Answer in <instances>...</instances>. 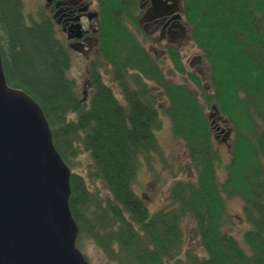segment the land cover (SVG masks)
<instances>
[{
  "label": "trees",
  "instance_id": "1",
  "mask_svg": "<svg viewBox=\"0 0 264 264\" xmlns=\"http://www.w3.org/2000/svg\"><path fill=\"white\" fill-rule=\"evenodd\" d=\"M182 1L193 37L210 64L212 99L236 129L226 167L230 176L221 185L214 166L220 155L205 116L185 87L169 85L172 103L166 112L174 134L185 141L196 178L176 181L171 202L155 213L135 194L141 160L158 150L154 129L159 121L148 89L137 92L129 82L136 83L140 73L149 80L160 76L110 9L104 60L113 68L124 103L97 71L91 74L89 98L78 96L64 77L67 59L52 43L51 22L26 26L19 0H0L6 79L40 104L54 145L71 170L69 206L79 228V249L78 241L88 238L113 264H264V0ZM33 64L43 73L32 75ZM129 68L140 73L131 75ZM84 152L91 162L82 175L75 168ZM225 186L243 201L247 250L222 229L227 220L219 193L226 192ZM185 218L194 223L191 235L203 255L183 248Z\"/></svg>",
  "mask_w": 264,
  "mask_h": 264
},
{
  "label": "rangeland",
  "instance_id": "2",
  "mask_svg": "<svg viewBox=\"0 0 264 264\" xmlns=\"http://www.w3.org/2000/svg\"><path fill=\"white\" fill-rule=\"evenodd\" d=\"M99 1L102 9L106 11L110 9L114 13L113 17L120 19V22H117L118 25L121 23V27H125L123 31L134 40L136 46L145 54L146 62L149 60L155 64L161 76L160 78L155 77L149 80L146 77L144 78L137 68L128 69L131 75L136 72L140 73L139 78H135V80L138 78L136 83L134 79L129 82L131 84L130 89L137 92L143 87L148 89V97H150V94L154 97L158 111L157 120L159 121V126L154 129L158 150L148 159L141 160L133 182L135 194L145 202L150 213H155L171 202L170 192L176 181L194 182L196 178V170L189 158L185 141L174 134L173 120L166 112L171 109L172 103L168 91L169 85L185 87V91L193 95L197 107L201 109L205 116V122L209 125L210 138L213 141L215 150L220 155V160L214 163L216 181L219 185L227 181L230 175H228L226 167L232 154L236 129L228 117L219 111L215 100L212 99L214 88L211 85L209 75L210 64L208 58L204 55L203 49L193 37L192 24L186 15V8L184 19H186L188 24L190 40L182 43L179 47H165L164 42L160 46V43L144 40L143 37L147 36L148 32H143L141 26L138 27L136 23L128 25L129 22H133V11L131 13L126 12L127 19L121 17L123 13H116L118 8H124L121 3L122 0ZM113 2L114 4H112ZM19 7L22 21L26 26L35 24L39 27L42 23L51 22L49 9L45 7V0H19ZM136 10L135 8L134 11ZM106 11H103L105 18L107 15ZM122 20L127 23L125 24ZM50 28L52 42L63 52L68 61V68L64 73V77L72 83L76 94L79 96L82 93V97H86L85 100L89 98L91 74L97 71L103 83L112 89L119 102L124 103L125 96L122 88L119 87L118 81L114 80L111 64L104 59L102 60L101 57L104 56H96L89 61L76 53L69 52L68 49L61 45L63 44V37L53 30L54 25L52 23ZM38 72L43 73L42 68L33 64L32 68H30V73L33 75V73L36 74ZM78 157L76 161L79 164L75 171L85 175V166L91 162V159L86 152ZM225 187H227L226 192L222 191L219 193V197L222 198L225 207V219L227 220L222 229L234 236L239 244L247 250V246L242 240L243 232L249 228L243 212V201L237 193L230 195L227 190L230 187ZM100 191L101 193L104 192ZM193 226L194 223L191 219L185 218L183 220V248L184 250L194 248L203 255V249L191 235ZM78 243L81 246L80 251L89 264H113L108 261L100 248L90 239L83 238Z\"/></svg>",
  "mask_w": 264,
  "mask_h": 264
},
{
  "label": "water",
  "instance_id": "3",
  "mask_svg": "<svg viewBox=\"0 0 264 264\" xmlns=\"http://www.w3.org/2000/svg\"><path fill=\"white\" fill-rule=\"evenodd\" d=\"M70 175L42 108L7 83L0 55V264H89Z\"/></svg>",
  "mask_w": 264,
  "mask_h": 264
},
{
  "label": "flooded vegetation",
  "instance_id": "4",
  "mask_svg": "<svg viewBox=\"0 0 264 264\" xmlns=\"http://www.w3.org/2000/svg\"><path fill=\"white\" fill-rule=\"evenodd\" d=\"M121 2L124 8H118L116 13H123L121 17L127 19L126 12L133 11V22H129L128 25L136 23L138 27L141 26L143 32H148L147 36L143 37L144 40L160 43V46L164 42L165 47H179L190 40L182 0H122ZM100 4L99 0H45L50 21L54 25L53 30L63 37L61 45L69 52L76 53L89 61L96 56H104L107 19L103 15V11L106 10L102 9ZM106 12L108 17L109 11ZM113 15L111 11L112 18ZM114 19L120 22L119 18ZM121 25L120 23L119 26ZM5 68L7 70L6 65ZM142 90L143 88L139 91ZM85 98L83 97L84 100Z\"/></svg>",
  "mask_w": 264,
  "mask_h": 264
},
{
  "label": "bare ground",
  "instance_id": "5",
  "mask_svg": "<svg viewBox=\"0 0 264 264\" xmlns=\"http://www.w3.org/2000/svg\"><path fill=\"white\" fill-rule=\"evenodd\" d=\"M53 43V42H52ZM53 45H54V47H56L57 45L56 44H54L53 43ZM56 49H58L57 47H56ZM0 55H1V62H2V69H3V72H4V75H5V77H6V72H5V68H4V61H3V56H2V52H1V50H0ZM67 59V58H66ZM67 68H68V61L66 60V64L64 65V69H63V73H65L66 72V70H67ZM7 80V79H6ZM7 83H8V81H7ZM9 84V83H8ZM10 86H12L11 84H9ZM12 87H14V86H12ZM17 88H19V87H17ZM28 95H30V94H28ZM31 96V95H30ZM32 97V96H31ZM33 98V97H32ZM34 99V98H33ZM35 100V99H34ZM36 101V100H35ZM37 102V101H36ZM38 103V102H37ZM39 104V103H38ZM40 105V104H39ZM41 107V106H40ZM73 216V215H72ZM74 218V217H73ZM76 222V221H75ZM77 224V223H76Z\"/></svg>",
  "mask_w": 264,
  "mask_h": 264
}]
</instances>
